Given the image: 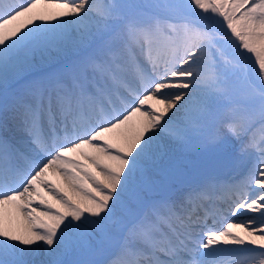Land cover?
I'll use <instances>...</instances> for the list:
<instances>
[{
	"label": "snow or ice",
	"instance_id": "6c2138e0",
	"mask_svg": "<svg viewBox=\"0 0 264 264\" xmlns=\"http://www.w3.org/2000/svg\"><path fill=\"white\" fill-rule=\"evenodd\" d=\"M0 113V264H264V0H0Z\"/></svg>",
	"mask_w": 264,
	"mask_h": 264
},
{
	"label": "rangeland",
	"instance_id": "374dc122",
	"mask_svg": "<svg viewBox=\"0 0 264 264\" xmlns=\"http://www.w3.org/2000/svg\"><path fill=\"white\" fill-rule=\"evenodd\" d=\"M53 70L54 68L52 65L44 64L37 68L35 72L31 74L28 73L30 74V79L26 77V79L24 80L31 81L32 79L46 75L48 72ZM26 84L28 83L17 84L13 86V90L21 89ZM190 159H193L195 161L189 162L186 159H178V163L193 174L194 182L203 177H214L220 180H225L224 176L228 178L230 174H234L231 171L232 168L230 166H225V164L220 160V158L216 155L215 151L211 147H209L207 150L191 151ZM182 188H186V186ZM178 189L179 188L174 189V191L176 192Z\"/></svg>",
	"mask_w": 264,
	"mask_h": 264
},
{
	"label": "bare ground",
	"instance_id": "6f19581e",
	"mask_svg": "<svg viewBox=\"0 0 264 264\" xmlns=\"http://www.w3.org/2000/svg\"><path fill=\"white\" fill-rule=\"evenodd\" d=\"M18 2H19V0H18ZM41 66V65H40ZM36 69V68H35ZM34 70V69H33ZM188 157V158H187ZM178 159L179 160H187V161H189V162H191V161H195V160H193V159H190V152H186V153H180L179 155H178ZM231 171H232V173H233V169H231ZM186 190V188H179L176 192L179 194L180 192H183V191H185ZM221 207H223L222 205H221ZM224 217H227V218H229V219H235V218H233V217H231V216H229L228 215V213H227V211H226V209H225V211H224ZM224 217H221V216H217V221H218V219H220V221H218V223L216 224V226H219V227H221L222 226V224H223V220H224ZM245 217L243 216V215H241L240 217H239V219H244ZM223 259H229L228 257H224Z\"/></svg>",
	"mask_w": 264,
	"mask_h": 264
}]
</instances>
